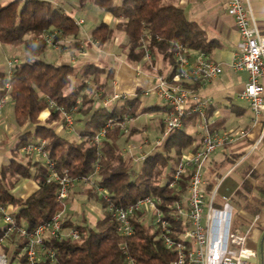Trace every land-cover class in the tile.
<instances>
[{
  "label": "trees",
  "instance_id": "trees-1",
  "mask_svg": "<svg viewBox=\"0 0 264 264\" xmlns=\"http://www.w3.org/2000/svg\"><path fill=\"white\" fill-rule=\"evenodd\" d=\"M94 2L120 20L116 27L99 23L91 33L92 39L104 45L109 43L115 31L123 32L126 42L119 47L125 49V59L132 64L146 62L147 46L152 53H161L169 62L167 76L171 78L176 70V43H182L188 50H210L204 31L188 19L175 0H122L119 4L114 0ZM54 30L57 31L55 40L59 41L78 36L80 26L73 16L53 5L51 0L0 1V42L11 47L23 46L29 54L12 67L10 82L15 121L20 128L32 125L17 134L9 163H0V202L12 204L17 222L29 230L52 219L63 208L57 200L59 184L47 181L48 171L43 161L31 155L27 161L18 157L23 145L46 138L49 157L55 161L57 171L68 173L72 184L88 177L98 164L97 182L106 189L115 205L128 206L149 195L158 198L159 207L172 218L175 202L187 194L190 181L189 168L177 179L175 169L181 154L191 147L194 138L184 128L176 129L161 148L141 161L138 169L133 168L134 155L122 152L118 144L125 134L119 122L136 115L141 93L138 91L135 96L121 98L111 110L97 106L90 82L105 87L114 78L115 69L95 62H85L79 68L74 64L46 60L44 54L48 45L44 33ZM6 80L7 72L0 73V97L5 92ZM99 95L103 97L105 93ZM49 100L66 110L77 107L79 120H84L79 138L65 137L56 130V124L62 121L60 109L51 108L45 121L39 118ZM41 115L44 117L46 111ZM110 119L117 123L106 129L105 143L98 145L93 137ZM8 176L14 179L11 186L6 183ZM19 176L33 178L39 184L38 189L26 198L11 191ZM89 188L92 193L94 188ZM96 199L104 210L103 216L95 224L66 220V230L76 228L80 237L48 239L46 244L56 251V257L52 260L44 256L40 264H124L122 243H127L128 252L136 258L137 264H169L175 257L165 246L151 216L136 213L132 217L133 233L123 236L109 203L99 194ZM173 224L181 230V223Z\"/></svg>",
  "mask_w": 264,
  "mask_h": 264
},
{
  "label": "crops",
  "instance_id": "crops-1",
  "mask_svg": "<svg viewBox=\"0 0 264 264\" xmlns=\"http://www.w3.org/2000/svg\"><path fill=\"white\" fill-rule=\"evenodd\" d=\"M0 1L9 2L11 0ZM51 1L53 5L73 16V13L69 11H74V8L66 7L68 0ZM86 1L84 0L83 3H86ZM88 1L95 4L94 0ZM114 1L116 2V0ZM121 1L116 3L119 4ZM241 1L250 10L251 17L260 33L264 34V0ZM80 2L82 4V0ZM175 3L184 9L189 20L195 22L204 31L206 39L210 42V50L208 51L189 50L191 60L203 55L223 66V72L216 77L204 82L189 83L193 85V89L202 98L209 99V103L204 115L189 114L184 118L182 128L194 138L191 147L184 152L193 153L200 147L203 134L201 125L203 123L208 124L210 131L226 133L229 136L230 139L219 145L205 162L203 172L205 187L208 197L215 191L216 204L223 201L222 197L224 195L229 196L234 209L233 228L242 233H247L246 246L255 253L247 264H264V134L262 137L264 111L259 117H255L248 101L239 97L247 82L248 72L245 70L237 71L231 65L240 40V33L234 17L228 11L229 0H175ZM106 12L108 15L103 22L116 27L120 18L108 11ZM123 35L126 40L125 34ZM70 41L76 44L78 60L74 56L67 58L66 52L71 51L68 48ZM58 42L61 46L67 47L59 51L60 56L55 58V63L74 64L80 68L85 62H95L101 66L115 69L114 78L103 87L105 96H109L116 91L126 93L129 97L135 96L138 91L141 93V101L136 110V115L127 121L125 134L121 137L128 142L127 147L120 148L122 152L127 154L130 147L136 146L133 155L138 156L142 152L148 155L155 149H159L160 147L152 144L148 138H140L142 131L140 125H138L139 118L147 114L152 117V129L162 134L164 130L163 119L169 111L165 101L158 95L143 94L144 89L154 85L156 76L159 74L152 70L156 68L154 64L150 66H146L148 62L132 64L124 58L125 56L122 57L113 52L107 54V57H102L103 47L106 44H98L92 39L91 35L85 40L73 36L62 38ZM58 48L55 49L58 51ZM157 53L158 58H161L159 68H164L163 73L167 74V72H170V66L166 67L163 63L165 62L163 55ZM28 55L23 46L11 47L0 42V73H8L10 60L15 58L20 62ZM77 61L80 62L76 64ZM48 115L49 113L46 111V115L44 117L40 115L39 118L44 120ZM3 116L0 120V126H6L3 124ZM30 128H32L31 125H26L18 131L23 132ZM56 128L65 137H67L66 132L70 134L72 132V130L63 129L61 124L57 125ZM145 128L148 129V126ZM6 129L9 133L14 131L13 127L10 126H6ZM242 133H245V135H242ZM129 140H139V142H129ZM7 151L5 146L0 147V153L6 155ZM30 155L37 159L36 155ZM6 156L8 157V155ZM140 163L134 157L133 168L138 169ZM82 185L83 181L79 180L75 181L70 188L69 196L66 199L67 220H71L73 223L85 222V217H82V213H84L88 219L86 221L95 224L103 216L104 210L100 202H97V192L92 193L93 195L89 194L90 189H84L83 191ZM38 187L39 184L35 179L24 177L17 181L11 191L17 196L26 198L35 192ZM89 197L96 203L89 200ZM83 207L88 209L87 212H83ZM235 210L238 214L236 226H234ZM2 227L3 219L0 212V230ZM22 242L23 239L14 233L4 243L0 244V253L6 252L10 256L9 264H26L21 252Z\"/></svg>",
  "mask_w": 264,
  "mask_h": 264
},
{
  "label": "built area",
  "instance_id": "built-area-1",
  "mask_svg": "<svg viewBox=\"0 0 264 264\" xmlns=\"http://www.w3.org/2000/svg\"><path fill=\"white\" fill-rule=\"evenodd\" d=\"M228 11L234 17L237 29L240 33V40L232 61L233 69L248 72V79L239 97L248 101L249 106L255 115L259 117L264 111V34H261L251 17L250 10L241 0H229ZM83 19L76 20L79 25ZM57 31H46L44 39L51 48H58V41L55 40ZM97 42V41H96ZM176 70L172 77L159 73L152 87L143 90L145 95H158L169 107L163 122L164 130L160 137L155 140V146L160 147L166 141L170 133L183 126L184 118L189 114L204 115L209 99L202 98L191 84L194 82L208 81L223 72V66L209 58L199 55L191 60L189 50L182 43H176L174 51ZM144 59L153 65L154 56L151 50L145 47ZM18 59L9 61L10 69L7 73V80L4 83V94L0 97V120L6 104L11 101L12 67ZM129 95L123 92H113L105 96L101 105L111 110L121 98ZM79 101V100H78ZM60 109L63 123L69 130H74V115L77 107L66 110L58 107L53 100H49L47 107ZM119 122L122 129H126L127 121ZM117 122L110 119L106 125L93 137L98 145L105 143L106 129L112 128ZM203 129L200 147L193 153L183 152L177 163L174 176L179 178L186 169H190V181L187 195L178 200L174 205L173 221L181 223L182 228L178 230L172 222V218L165 215L158 205V198L144 196L135 203L128 206H117L111 202V197L106 189L96 179L99 165L88 176L81 179L89 183L96 190L97 194L103 196L109 203L112 215L119 223V233L123 236L131 235L134 231L132 217L142 212L151 216L156 230L159 232L165 246L170 249L175 257L169 264H247L248 260L255 255L254 251L246 246L247 233L233 228V205L229 196L224 195L222 202L216 204L215 191L208 197L203 176L204 165L211 153L219 145L227 141L229 136L226 133L210 131L208 124L201 125ZM264 131L262 133L263 137ZM245 135V133H242ZM261 139V138H260ZM47 139L40 138L30 141L21 147L25 154L37 156V160L43 161L48 171L47 181H56L59 184L57 200L62 204L52 219L29 230L26 225L19 224L14 216V206L0 202V212L3 219L2 235L0 244L4 243L11 235L18 234L22 239V255L26 264H40L41 259L46 256L55 260L56 251L47 246L48 239H60L70 237L78 239L80 232L76 228L66 230L64 226L67 220L66 199L69 196L72 179L65 171L60 173L55 167V161L51 159L46 150ZM136 146L128 149L133 155ZM146 153L135 156L137 161H143ZM174 182H172V185ZM121 248L125 253L124 264H137L135 257L129 254L127 243H122ZM10 256L6 252L0 253V264H9Z\"/></svg>",
  "mask_w": 264,
  "mask_h": 264
},
{
  "label": "rangeland",
  "instance_id": "rangeland-1",
  "mask_svg": "<svg viewBox=\"0 0 264 264\" xmlns=\"http://www.w3.org/2000/svg\"><path fill=\"white\" fill-rule=\"evenodd\" d=\"M117 1H120V0H116V2ZM83 2H84V0H82V4H81L80 0H68L67 1V4H66L67 5L66 7L67 8L73 7L74 8V9L72 8L74 11H69V12H72L73 13V16H74V18L76 20L83 19L84 22L81 23V24H79V26H80V32L78 34V37L80 39H82V40H85L86 38L89 37V35H91V33L95 29V27L99 23H101V22H103L105 20V17L108 14H107V12L105 10H103V9L99 8L98 6H96L92 1H88L87 0L86 3H83ZM123 34L124 33L121 32V31H119V30H117V31L114 32V34H113L112 38L110 39L109 43H107L103 47V56L102 57H107V54H109L111 52H113L114 54H119L122 57H124L125 49L123 47H119V46H122V44L125 43V41H126ZM58 45H59L58 51L55 48H51V47H48L47 48V50L45 51V54H44V58L46 60L52 61V62L56 61L55 58H59V56H60V52L59 51L67 47V46H61L59 44V42H58ZM75 45L76 44L73 41H70L68 43V48H70L71 51L66 52V55H67V58L68 57L71 58V56H74V57H76V60H78L79 57H78V55H76V53H77L76 52L77 47ZM157 55H158L157 52L154 53L155 59L153 60V64H154V66L156 68L155 69H152V70H154L158 74V73H163V69L164 68L163 69H160L159 68L160 63H161L160 62L161 61V58L160 57L158 58ZM79 62L80 61H77L76 64H78ZM163 63L167 67L169 62L165 60V62H163ZM90 84L92 86V89L94 90L93 92L95 93V95L97 97V104L96 105L97 106L98 105H101V101H102V99L105 96L102 97L99 94L102 93V92H105L104 88L103 87H100L99 85H95L92 80H91ZM45 110L48 112V109L47 108ZM45 110H43L42 112H44ZM42 112H41V114H42ZM3 115H4L3 116V118H4V123L3 124H5L6 126L13 127L14 131L12 133H9L8 130L6 129V126H0V147L1 146H3V147L5 146L7 148V150H8L7 151V154H6V155H8V157L6 155H4V153H0V163H6V162H9L10 161V158H11V155H12L11 154V149L15 146V144L17 142V134L19 133L18 130L21 129L17 125V123L15 121L14 106H13V102L12 101H9L6 104ZM79 117H80L79 114H75L74 115V118H75L74 128H75V130H72L73 133L71 132V134L69 132L68 133L66 132V134H67L66 136L68 138H79L80 137L79 131L83 129V121L84 120H79L80 119ZM151 118L152 117H150L147 114L142 115L139 118L138 125H140L141 131H142L141 132V135H140V138L141 139L148 138L152 144H155V140L158 137L161 136V133L159 134L157 131H155L154 129H152V127H151L152 126V119ZM157 118H158V116H157ZM45 119L44 120L41 119V120L45 121ZM78 122H80V123H78ZM60 124H61V126H62L63 129L68 130V128L65 126V123H63V121H60V123H57L56 126L57 125L59 126ZM146 126H148V129L145 128ZM3 131H4V133H3ZM14 133H15V135H14ZM119 140L120 141L118 142V144H119V146H120L121 149L127 147V145H128L127 143L128 142L125 139L120 138ZM130 141L131 140H129V142ZM131 142H139V140H137V141H131ZM9 150H10V153H9ZM29 156H30V154H25L22 151H20V153L18 155L19 159H21L23 161H27V159H28ZM22 178H24V177L19 176L18 179L20 180ZM13 181H14V179H12L10 176H8V178L6 180V183L8 184V186H11V183H13ZM71 186H72V184H71ZM81 187L83 188V191H84V189H90V188H87V187H90V184L89 183H83V185ZM92 193H96V190H94ZM92 193H89V194H92ZM89 200H91L90 197H89ZM91 201L94 202V203H96V201H94V200H91ZM97 202H98V200H97ZM87 210L88 209H86V207H83V212L84 211L87 212ZM82 217H85V219H84L85 221L88 220L86 218V215L84 213H82ZM236 218H238V214H237V212L235 210L234 226H236L235 225L236 222H237ZM79 221L82 222L81 220H79Z\"/></svg>",
  "mask_w": 264,
  "mask_h": 264
}]
</instances>
